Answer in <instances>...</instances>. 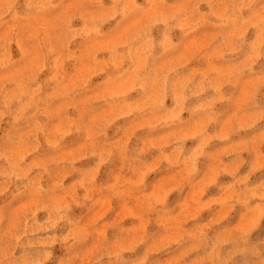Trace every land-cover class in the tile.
<instances>
[{"label": "rangeland", "instance_id": "1", "mask_svg": "<svg viewBox=\"0 0 264 264\" xmlns=\"http://www.w3.org/2000/svg\"><path fill=\"white\" fill-rule=\"evenodd\" d=\"M0 264H264V0H0Z\"/></svg>", "mask_w": 264, "mask_h": 264}]
</instances>
